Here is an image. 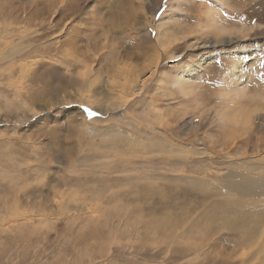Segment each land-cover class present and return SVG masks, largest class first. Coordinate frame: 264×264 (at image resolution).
<instances>
[{
	"label": "rangeland",
	"instance_id": "rangeland-1",
	"mask_svg": "<svg viewBox=\"0 0 264 264\" xmlns=\"http://www.w3.org/2000/svg\"><path fill=\"white\" fill-rule=\"evenodd\" d=\"M109 128L169 148L88 161ZM243 159L264 168V0H0V264H262L202 216Z\"/></svg>",
	"mask_w": 264,
	"mask_h": 264
},
{
	"label": "bare ground",
	"instance_id": "bare-ground-1",
	"mask_svg": "<svg viewBox=\"0 0 264 264\" xmlns=\"http://www.w3.org/2000/svg\"><path fill=\"white\" fill-rule=\"evenodd\" d=\"M121 85L119 86L120 90H124L126 86L124 84L123 86ZM90 133L95 136H99L102 139L100 144L101 147H91L92 149L96 148L97 151H99V155H97L96 158L88 159V161L92 162L102 161V159L109 156L110 151V154H113L115 152L119 153L120 151V156L122 154V156L124 155L125 157H134L136 153H134L133 151L137 150L138 147H143L147 150V152L149 151V149L152 150L153 146L154 148L157 147L159 151H166L167 148H169L156 143L155 145L143 144L139 140L131 138L128 133L117 130H110V128L109 130L107 129L106 131L100 132H95L92 130L90 131ZM117 148L120 149L117 150ZM150 151L148 152V154H151L152 151ZM171 151L172 149L169 150L168 155L171 154ZM174 152L173 155H175L176 153ZM122 159L123 164L120 165L121 168L118 173L122 176L125 175L127 181L140 179L141 175H138L140 172H145L146 170L152 171V169H149L150 166H143L140 162L129 164L125 162L124 157H122ZM181 166L182 164L180 163V161H178L175 165V167L177 168ZM100 167L101 169H104L105 166ZM100 167L98 168L97 166L98 170L100 169ZM88 172L94 174L104 173L97 171V169L94 171L90 170ZM220 179L221 180L219 181V184H217V187L215 186L211 188V190L209 189L210 187H206L207 190L209 189L208 196L210 195L212 197V203L209 209H206L202 212V216L205 218L207 225H211L219 221L225 227V229L233 231V233L237 236L238 243L248 249L247 257L249 255L251 259H255L256 257L260 256V258H263L261 259L260 263L263 261L262 264H264V243H261L263 242L262 239H264V168L258 165L256 161L249 162L248 160L245 161L243 159V161L239 160L237 162L229 163L227 165L225 176ZM143 181L144 180H142V182ZM192 181L193 184H197L195 179H193ZM202 229L203 227H200L198 224H193L191 225V227H189V232L194 233ZM174 233L175 232L173 231V229H171V231L168 233L171 239H173ZM196 234L199 235L200 233ZM250 263L251 262H249V264Z\"/></svg>",
	"mask_w": 264,
	"mask_h": 264
},
{
	"label": "snow or ice",
	"instance_id": "snow-or-ice-1",
	"mask_svg": "<svg viewBox=\"0 0 264 264\" xmlns=\"http://www.w3.org/2000/svg\"><path fill=\"white\" fill-rule=\"evenodd\" d=\"M85 111H88V112H89V114H91V110H89V109H86Z\"/></svg>",
	"mask_w": 264,
	"mask_h": 264
}]
</instances>
